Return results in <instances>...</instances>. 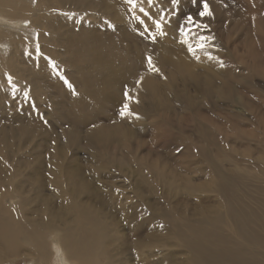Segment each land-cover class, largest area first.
<instances>
[{
  "label": "bare ground",
  "instance_id": "1",
  "mask_svg": "<svg viewBox=\"0 0 264 264\" xmlns=\"http://www.w3.org/2000/svg\"><path fill=\"white\" fill-rule=\"evenodd\" d=\"M244 5L249 11L254 10L255 15L262 12L256 19V26L261 28L264 0H244ZM71 6L73 18L63 16L73 21L67 25L50 14L51 10L68 8L70 13ZM210 7L216 10L212 4ZM125 8V0H0V120L4 121V125L0 124V264H17V259L28 260V264H68V261L126 264L131 249L113 223L116 212L133 221L135 231L141 230L144 221H151L153 232H164L161 239H151L150 232L147 239L134 241L135 254L145 257L144 262L156 250L172 251V239L176 238L179 247L189 254L184 264H264V214L259 212L264 211V203L255 207L238 196L236 189L230 188L231 175L219 173L216 158L196 143L191 144L192 148L197 155L205 156L208 170L215 173L213 182L223 195L218 204L199 207L196 219L167 207L170 190L177 187L178 181L169 175L166 164L137 153L126 152L118 157L111 149L114 143L124 145L128 135L118 123L112 125L114 130L98 122L86 129L90 143L97 148L94 180L86 176L82 166L68 165L64 153L55 151L60 150L57 143H53L55 150L49 152L47 162L41 159L42 152L33 151L30 156L39 162L30 165L32 168L14 155L19 152L17 141L39 139L40 132L33 120L40 114L36 110L44 101L60 104V99L44 95L43 91L49 89L71 99L70 120L75 125L90 122L83 115L89 113L92 104L97 106L111 96L114 82L122 106L126 87L134 100H138V103L129 102L131 111L137 115L126 117L140 120L151 116L148 113L152 111L151 98L145 97L143 91L152 92L153 96L159 93L160 84L153 78L156 70L150 73L148 68L149 71L140 72L135 68L137 63L129 53L119 49L115 39L92 31L99 24L100 15L102 23L123 34L120 23L125 22ZM83 13L90 15L81 18ZM23 20L29 22L27 28L22 27ZM35 34H39L38 41L37 36L33 37ZM185 55H176L170 66L196 79L193 60ZM150 57L157 72H162L159 56L150 54ZM56 59L63 64L75 95L50 66L49 60ZM125 63L128 65L124 66ZM258 65L256 68L264 72V65ZM9 75L18 83L23 80L22 89L17 85L15 100L7 80ZM25 91L29 93L27 100ZM211 95L205 92L206 97ZM142 97L147 106L139 105ZM15 108L20 110L14 113ZM51 108L47 110L48 116H53L54 107ZM255 118L264 125L263 116ZM161 120L169 127V136L172 122L166 112ZM68 137L71 142H77L78 129L72 128ZM162 137H167L166 132ZM12 157L16 163L10 165ZM105 161L121 175L134 166V170H129L134 175L125 176L124 185L98 181L102 173L105 177L111 174ZM158 183L165 187L164 207L156 211L148 198L159 191ZM223 209L227 210L226 214L220 213Z\"/></svg>",
  "mask_w": 264,
  "mask_h": 264
},
{
  "label": "rangeland",
  "instance_id": "2",
  "mask_svg": "<svg viewBox=\"0 0 264 264\" xmlns=\"http://www.w3.org/2000/svg\"><path fill=\"white\" fill-rule=\"evenodd\" d=\"M155 2V5L149 7L147 0H142L133 10L125 0V22L120 23L123 34L112 30L106 22L102 23L100 15L97 16L99 24L92 29L96 34L115 39L119 49L129 53L137 63L135 68L140 72L149 71L146 57L150 54L159 56L163 71H150L155 72L153 78L160 84L159 93L153 96L152 92L143 91L145 97L151 98L150 105L155 113L148 111L151 116L140 120L122 117L120 111L123 100L117 93L118 86L116 87L117 83L114 82L111 96L97 106L91 103L92 109L83 115L88 118L87 122H90L83 126L75 125L70 120L73 107L71 99H64L59 91L49 89L43 91L44 95L54 100L60 99V104L44 101L41 108L36 110H40V119L36 115V120H33L37 131L40 132L39 139L32 142L23 139V143L17 141L19 152L14 155H18L20 161L24 160L29 166H35L39 159L30 156L31 153L35 150L42 152L41 159L47 162L49 152L53 153L55 150L53 143H57L60 150L55 151L64 153L70 161L68 165L82 166L86 176L92 178L98 163L95 157L97 148L90 143L86 129L98 122L114 130L116 128L112 125L118 123L128 133L124 145L120 147L114 143L111 146L118 157L126 152L143 155L146 159L151 157L158 161V164H166L169 167V175L177 179L178 185L170 190L167 203L170 210L196 219L199 207L213 206L223 200V195L213 182L215 173L208 170L205 156L197 155L192 143L202 146L216 158L220 165L219 173L227 172L231 175L230 188L236 189L238 196L255 207L260 206L264 203V125L258 122L255 116L264 117V72L256 68L260 67L258 64L264 65V40H261L264 39V22L261 28L256 26L257 15L262 12L255 15L254 10L249 11L245 7L244 0H206L211 15L201 17L199 13L203 11L204 0H197V3H193V0H180L175 8L171 5V0ZM210 4L216 10H213ZM140 7H144L149 16L145 17L140 13ZM68 10L69 8L51 10L50 14L67 25L73 22V7L71 6L70 13ZM172 12L176 15H171ZM161 14L165 15L163 35L156 33L153 23ZM89 15L83 13L80 17L86 18ZM188 16L193 17L192 24L187 23ZM21 23L24 28L29 26L28 21L23 20ZM204 25L207 27H203ZM146 26L156 34L155 42L147 38V33L144 36L139 34ZM36 36L37 34L33 35ZM201 36L206 37V41H200ZM201 42L205 43V49H197L195 54L188 51L189 45L195 48ZM252 50L253 52H250ZM205 52L211 53L213 59H209ZM185 54H188V59L193 60L196 79L187 77L186 72L176 71L170 66L176 55L186 57ZM54 62L56 70L65 76L63 64L58 59ZM13 83L19 85V89L23 88V80L22 83L13 80ZM61 83L65 85L63 81ZM205 92H211L212 95L206 97ZM143 103L147 106L144 97L139 100V105ZM51 107H54V113L53 116H48ZM14 110L15 113L20 109ZM165 112L172 122L169 136L170 129L161 120V115ZM0 124L4 125V121L0 120ZM72 128L78 129L77 142L69 140L68 133ZM164 132L167 137H162ZM129 147L134 150L130 151ZM8 163L11 165L16 161L12 157ZM104 164L110 168L108 172L111 174L105 177L102 173L98 181L124 185L127 181L125 176L134 175L129 171L134 170V166L125 169L123 176L115 170L116 167L110 166L108 161ZM158 189L157 193L149 195L148 198L156 211L164 207L162 194L165 187L158 183ZM226 212V209L220 211L222 214ZM259 212L264 214V211ZM113 220L131 249L127 254L126 264H184L187 260L189 254L181 249L177 239L173 238L172 251L156 250L147 255L144 262L145 257L135 254L134 241L147 239L146 234L150 232L153 233L151 239H161L164 232H153L151 221H144L141 230L135 231L133 221L117 212ZM22 260L17 259V264L29 263L28 260ZM68 264L71 263L68 261Z\"/></svg>",
  "mask_w": 264,
  "mask_h": 264
},
{
  "label": "snow or ice",
  "instance_id": "3",
  "mask_svg": "<svg viewBox=\"0 0 264 264\" xmlns=\"http://www.w3.org/2000/svg\"><path fill=\"white\" fill-rule=\"evenodd\" d=\"M138 2H142V0H127V3L129 5H131V8L134 10L136 9L137 7V4ZM155 0H147V3L149 5V7H151L153 4H154ZM180 3V0H171V5L173 6V8H175L177 5H179ZM193 3H197V0H193ZM139 12L140 13H143V15L145 17L149 16V12L144 8V7H140L139 8ZM171 15H176L175 12H172ZM199 15L201 17L205 16V15H211V12L209 10V6H208V3L206 2V0H204V3H203V11H201L199 13ZM165 20V15L164 14H161L159 16V18L155 19L153 21L154 23V26H155V30H156V33H159L160 35H163L164 32H163V21ZM194 21H193V17L192 16H188L187 17V23L188 24H192ZM141 23H143V20H141ZM110 27L112 25H109ZM203 27H207L206 25H204ZM145 33H147V38L150 39L151 41L155 42L156 40V34H154L152 32V30L150 28H148L147 26L144 28V31L139 33L140 35L144 36ZM38 38H39V34H37V41H38ZM200 41H206V37H203L201 36L200 38ZM197 49H200V50H203L205 49V43L201 42V43H198L195 48H193V46L189 45L188 47V51L195 54V51ZM36 51L37 53H39L40 51V47H39V43L37 42V45H36ZM205 54L208 56L209 59H213L211 53L209 52H205ZM197 59H199V57L197 56L196 57ZM147 59V63H148V67L150 70H156L158 71V69H155L153 63H152V58L150 56L146 57ZM49 63H50V66L56 70L57 66L55 64L54 61H51L49 60ZM221 67H223V63L221 62ZM57 75L59 76V78L64 82L65 86L67 88H69L70 90H72L73 92V95L76 94L75 92V89L73 87V85L71 84V82L62 74L60 73L59 71H57ZM7 80H8V84L9 86L11 87L12 89V93H13V100H15V93L19 90L17 85L13 83V78L9 75L7 76ZM137 83L139 84L140 81H137ZM28 96H29V93L27 91L24 92V97L25 99L27 100L28 99ZM124 97H125V103L123 104L122 108H121V111H120V115L122 117L128 115V116H136L137 114L133 113L131 111V108H130V103L129 102H135V103H138V100H134V97L132 95H130V92L128 91L127 87L125 89V92H124ZM33 107H35V105H33ZM138 118V116H137Z\"/></svg>",
  "mask_w": 264,
  "mask_h": 264
}]
</instances>
